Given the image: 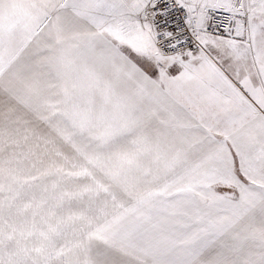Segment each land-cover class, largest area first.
I'll return each mask as SVG.
<instances>
[{
	"label": "snow or ice",
	"instance_id": "snow-or-ice-1",
	"mask_svg": "<svg viewBox=\"0 0 264 264\" xmlns=\"http://www.w3.org/2000/svg\"><path fill=\"white\" fill-rule=\"evenodd\" d=\"M0 264H264V0H0Z\"/></svg>",
	"mask_w": 264,
	"mask_h": 264
}]
</instances>
